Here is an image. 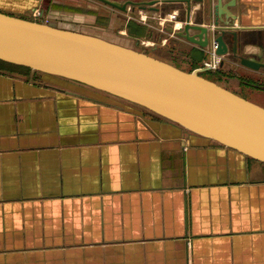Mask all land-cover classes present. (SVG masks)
Segmentation results:
<instances>
[{"label": "crops", "instance_id": "crops-1", "mask_svg": "<svg viewBox=\"0 0 264 264\" xmlns=\"http://www.w3.org/2000/svg\"><path fill=\"white\" fill-rule=\"evenodd\" d=\"M41 2L0 10L23 16ZM180 10L129 19H158L165 44ZM230 10L239 55L264 62V0ZM177 40L184 70L202 68L209 48ZM223 61L219 76L262 72ZM0 264H264V163L53 76L0 70Z\"/></svg>", "mask_w": 264, "mask_h": 264}, {"label": "water", "instance_id": "water-1", "mask_svg": "<svg viewBox=\"0 0 264 264\" xmlns=\"http://www.w3.org/2000/svg\"><path fill=\"white\" fill-rule=\"evenodd\" d=\"M138 17L136 8L160 13L180 5L183 14L167 21L164 30L174 40L208 48L238 60L247 68L264 67L260 57L239 55L238 33L230 30L235 0H97ZM201 3L198 19L193 6ZM129 7L131 10L129 11ZM207 18L208 25H203ZM149 22L159 26V20ZM176 23H182L175 30ZM231 35L232 45L227 41ZM139 44V42H137ZM0 60L43 74L80 83L138 105L157 116L264 163V106L206 76V68L184 70L175 64L102 36L62 28L0 10ZM223 65V63H222Z\"/></svg>", "mask_w": 264, "mask_h": 264}, {"label": "rangeland", "instance_id": "rangeland-1", "mask_svg": "<svg viewBox=\"0 0 264 264\" xmlns=\"http://www.w3.org/2000/svg\"><path fill=\"white\" fill-rule=\"evenodd\" d=\"M119 1L124 2L126 0ZM130 10L131 7H129V11ZM137 11H139L138 8H136V13ZM23 16L62 28L99 35L108 40L155 55L161 59L174 63L183 69H189L191 67L185 59V51L180 47V45H183L181 44V41H176L173 37L170 38L167 43L162 44L160 33L157 29H155L157 28L156 25L154 28L146 26V30L143 33H140L134 27L131 31L129 26V22L131 21L129 18L132 16H130L129 13L119 11L118 9L110 7L97 0H42L39 7H37V11L34 10L25 12L23 13ZM179 24L180 23H177L178 26ZM152 41H154V45H152ZM137 42H139V44H137ZM155 46L158 47L157 50L152 49ZM217 70H208L204 73L206 77L215 79L224 87L264 106V91L252 88L247 84L249 79L255 80V82L259 83L261 79L260 77L264 79L263 76H260L257 73H248L242 70L230 71L223 76H219V74L215 72ZM12 73L23 77H30L32 79H36L37 81H40L42 76L40 73H25L23 71H17V69H14ZM67 81L75 86L83 88L84 90L103 96V98L117 100L125 105L136 108L147 117L158 118L156 114L143 109L138 105L73 81Z\"/></svg>", "mask_w": 264, "mask_h": 264}, {"label": "trees", "instance_id": "trees-1", "mask_svg": "<svg viewBox=\"0 0 264 264\" xmlns=\"http://www.w3.org/2000/svg\"><path fill=\"white\" fill-rule=\"evenodd\" d=\"M11 14H13V13H11ZM15 15V14H14ZM16 16H20V15H16ZM21 17H24V16H21ZM24 18H27V17H24ZM27 19H29V18H27ZM129 26H130V30L132 31L133 30V27L134 28H136L137 29V31H139L140 33H143L145 30H146V26H143V25H141V24H137L136 22H133V21H131V22H129ZM139 34V33H138ZM150 54V53H149ZM190 56L192 57V59L193 60H197V51H193L191 54H190ZM174 64V63H173ZM176 66H178V65H176ZM179 67V66H178ZM181 68V67H180ZM14 69H17V71H23V72H25V73H30V72H36V73H40V72H37V71H33L32 69H30V68H27V67H24V66H19V65H15V64H11V63H7V62H4V61H1L0 60V70H3V71H7V72H11L12 73V71L14 70ZM191 71H193V70H191ZM42 76H41V78L43 77V76H51V75H48V74H43V73H40ZM226 74V73H225ZM204 76H206L205 75V73L203 74ZM53 77H55V78H58V79H61V80H64V81H67V79H63V78H60V77H57V76H53ZM207 78H209V79H211V80H213V81H216L215 79H213V78H211V77H207ZM34 80H36V79H34ZM37 81V80H36ZM71 81V80H70ZM68 82V81H67ZM217 82V81H216ZM75 83H77V82H75ZM78 84H80V83H78ZM82 85V84H81ZM158 118H160L159 116H158Z\"/></svg>", "mask_w": 264, "mask_h": 264}, {"label": "built area", "instance_id": "built-area-1", "mask_svg": "<svg viewBox=\"0 0 264 264\" xmlns=\"http://www.w3.org/2000/svg\"><path fill=\"white\" fill-rule=\"evenodd\" d=\"M176 16L177 14H171L168 20L174 21L176 19ZM208 48L210 50L209 51L210 56L204 61L202 68H206L207 70H217L220 68L223 62L224 56H220L216 54L217 43L215 41H212L210 45L208 46Z\"/></svg>", "mask_w": 264, "mask_h": 264}, {"label": "flooded vegetation", "instance_id": "flooded-vegetation-1", "mask_svg": "<svg viewBox=\"0 0 264 264\" xmlns=\"http://www.w3.org/2000/svg\"><path fill=\"white\" fill-rule=\"evenodd\" d=\"M180 7V12H179V14H183L184 15V12H185V7L183 6V5H180L179 6ZM232 61H234V62H237V63H239V61L238 60H233V59H231ZM222 63H224V61L222 62ZM260 71L262 70V72H258L257 74L258 75H260V76H263L264 77V67H262V68H260L259 69ZM258 71V70H257ZM249 73V72H248ZM253 73V72H252ZM261 79H260V81H259V83H257V82H255V80H251V79H249L248 80V82H247V84H248V86H250V87H252V88H256V89H258V90H262V91H264V79L262 78V77H260Z\"/></svg>", "mask_w": 264, "mask_h": 264}]
</instances>
